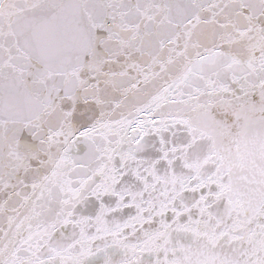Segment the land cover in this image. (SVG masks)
<instances>
[{
  "label": "snow or ice",
  "instance_id": "snow-or-ice-1",
  "mask_svg": "<svg viewBox=\"0 0 264 264\" xmlns=\"http://www.w3.org/2000/svg\"><path fill=\"white\" fill-rule=\"evenodd\" d=\"M0 264H264V0H0Z\"/></svg>",
  "mask_w": 264,
  "mask_h": 264
}]
</instances>
